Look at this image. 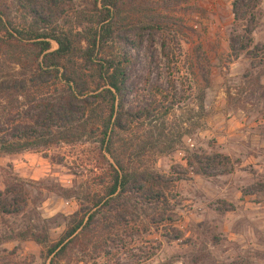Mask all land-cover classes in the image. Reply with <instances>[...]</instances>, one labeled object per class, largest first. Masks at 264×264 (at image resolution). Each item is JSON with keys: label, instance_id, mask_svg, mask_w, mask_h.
I'll return each instance as SVG.
<instances>
[{"label": "trees", "instance_id": "trees-1", "mask_svg": "<svg viewBox=\"0 0 264 264\" xmlns=\"http://www.w3.org/2000/svg\"><path fill=\"white\" fill-rule=\"evenodd\" d=\"M15 1L20 15L12 17L9 5ZM156 10L138 0H0V152L45 154L66 147L68 155L45 158L75 177L67 189H48L78 205L65 218L63 234L50 242L51 220L36 212L28 184L4 175L0 226L7 231L5 240L42 247L47 264H70L87 251L104 254L103 247L131 227L132 217L146 221L148 228H171L165 213L174 182L147 163L182 146L190 122L172 126L169 121H176L170 93L174 83L167 91L154 86L155 97L148 104L133 107L128 102L130 52L141 49L140 32L160 31L166 60V47L175 38L159 28ZM232 14L230 53L234 59L245 54L250 60L257 73L244 79L259 92L264 64L254 63L246 29L255 11L250 2L233 0ZM202 82L206 87L208 78ZM195 97V114L202 119L204 89L199 87ZM201 127L197 123L194 130ZM212 159L193 155L186 164L206 176L214 167ZM8 219L19 220L20 227L12 228Z\"/></svg>", "mask_w": 264, "mask_h": 264}, {"label": "rangeland", "instance_id": "rangeland-1", "mask_svg": "<svg viewBox=\"0 0 264 264\" xmlns=\"http://www.w3.org/2000/svg\"><path fill=\"white\" fill-rule=\"evenodd\" d=\"M246 1L255 11L246 28L251 35L247 49L255 55V64H264V0ZM138 2L157 9L159 28L175 38L166 47V60L160 31L140 32L142 47L130 52L129 105L148 104L155 97L154 86L167 91L174 83L175 92L170 93L175 96L176 121L173 117L169 121L174 126L187 119L191 126L175 152L147 163L174 182L165 213L171 228H148L146 221L138 223L132 217L131 227L118 233L116 241L108 242L104 254L87 251L70 264H264V76L260 75V91L255 92L256 86L247 84L244 77L257 70L252 71L245 54L234 59L230 53L233 0ZM9 13L20 15L16 1L9 5ZM204 76L208 78L206 87ZM199 87L204 89L202 119L195 114ZM157 101L161 99L157 97ZM197 123L202 127L194 130ZM69 152L66 147L45 154L0 152V190L7 173L28 184L36 212L51 220L50 242L63 234L65 218L74 214L78 205L48 190L57 186L67 189L75 177L45 156ZM193 155L213 158L214 167L207 170L208 175L196 174L195 166L186 164ZM8 221L14 229L21 225L19 220ZM6 236V229L0 226V264H47L42 247L31 241H6Z\"/></svg>", "mask_w": 264, "mask_h": 264}]
</instances>
